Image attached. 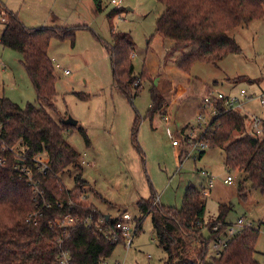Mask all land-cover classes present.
<instances>
[{"label":"trees","instance_id":"1","mask_svg":"<svg viewBox=\"0 0 264 264\" xmlns=\"http://www.w3.org/2000/svg\"><path fill=\"white\" fill-rule=\"evenodd\" d=\"M154 1L164 7L155 23V35L173 42L174 52L184 54L187 49L190 50L176 66L185 75L195 64L217 67L228 56L242 53L239 44L229 34L264 17V0ZM93 3L101 12L100 0H93ZM0 17L4 19L0 45L20 55L21 65L36 100L41 104L40 108L30 103L20 107L0 97V123L3 127L0 159L6 160V165L0 169V264H58L62 251L69 252L71 264H101L112 256L117 246L123 245L120 236L115 244L77 226L59 246L54 241L57 233L49 227L56 217L99 215L93 205L83 206L73 198V194L83 193L81 179H76L72 190H67L60 180L64 171L76 166L78 160V154L66 142L65 134L77 129L89 144L87 136L82 128L64 125L62 122L65 119L56 121L49 113L55 112L57 97L55 70L48 55L50 42L56 39L73 45L75 33L86 27L30 29L1 2ZM107 53L111 60L113 86L132 102L142 84L150 82L147 118L153 120L155 115L163 117L166 101L153 85L147 70L143 67L140 74H134L132 57L135 46L131 37L124 33H112ZM77 97L86 99L85 95ZM218 109L219 115L209 121L203 136L210 144L209 150L221 149L225 168L240 176L237 189L242 201L247 199L249 192L244 188L246 184L264 195V119L263 135L255 136L247 133L245 115L224 112L220 106ZM138 119L135 118L132 126L131 138L138 154L143 157L136 141ZM235 133L239 137L232 140ZM15 146V151L25 158L44 152L51 168V173L40 177V181L45 200L52 207L43 210L36 226L26 223L35 207L32 189L12 172L16 160L8 150ZM204 153L198 156L199 160ZM156 198L155 192L151 191L147 200L137 203L140 219L136 222L135 236L140 232L143 220L150 218L156 243L166 255L165 264H259L254 258L259 228L242 230L221 249L219 255L209 251L212 243L225 236L229 226L225 219L231 205H220L216 218L207 221L206 196H203L202 189L190 185L186 187L179 209L154 205ZM58 204L61 208L56 207ZM115 220L109 218L106 224L113 226ZM214 228L217 230L214 231Z\"/></svg>","mask_w":264,"mask_h":264},{"label":"rangeland","instance_id":"2","mask_svg":"<svg viewBox=\"0 0 264 264\" xmlns=\"http://www.w3.org/2000/svg\"><path fill=\"white\" fill-rule=\"evenodd\" d=\"M0 2L9 10L17 12L28 28L46 25L52 15L60 27H86L75 33L73 45L69 41L54 39L48 49L50 59L55 60L53 66L57 93L55 112L49 113L56 121L68 117L77 121V128L84 130L89 142L87 144L77 129H71L64 136L78 154L76 166L68 167L60 176L67 190L75 188L76 179L79 178L84 183L81 184L83 193L100 215L116 218L127 213L137 220L140 218L137 203L147 200L151 191L160 198V206L179 209L186 187L205 186V181L200 185L196 175L207 169L215 182L206 196L205 220L213 221L212 216L217 215L220 205H231L226 216L229 222L235 223L238 218H245L252 223L253 228H260L254 258L259 264H264V196L261 192L250 189L249 184H246L244 188L249 191L247 199H240L237 189L240 176L227 173L221 149L206 150L200 160L185 159L179 168L182 148L172 146L162 117L155 115L153 120L147 118L151 83L142 84L132 102L112 84L111 60L107 53L111 47V34H130L135 46V56L132 57L134 74H140L143 67L147 70L148 50L160 38L154 32L155 23L164 11L163 6L154 0H123L124 9L115 11L111 0H101L102 11L97 12L92 0ZM127 8L133 12L127 11ZM2 32L3 23L0 22V37ZM229 35L239 44L242 53L228 56L217 67L201 63L195 64L189 74L178 71L182 78L187 77L185 82L188 81L182 97L183 107L193 110L207 87L214 88L208 93L222 92L226 95L244 89L247 94L254 96L245 111L250 108L262 117L264 106L256 103V97L264 92V17L247 27H238ZM153 78L151 80L155 86L157 78ZM77 95H85L86 99H79ZM0 97L20 107L27 103L36 108L41 107L21 65L20 55L1 45ZM180 110L183 109L176 110V120ZM196 115L193 118V115L189 116L187 120L194 119L192 122L195 123ZM136 117L139 118L136 141L143 157L138 154L131 138ZM168 124L173 137L182 142L179 134L187 126L181 127L176 122L172 125L170 117ZM246 127L247 133L251 132V115L246 116ZM238 137L239 134L235 133L232 140ZM228 176L233 178V185L224 184ZM153 235L151 220L147 217L131 249L126 251L122 245L117 246L107 262L165 264L166 255Z\"/></svg>","mask_w":264,"mask_h":264},{"label":"built area","instance_id":"3","mask_svg":"<svg viewBox=\"0 0 264 264\" xmlns=\"http://www.w3.org/2000/svg\"><path fill=\"white\" fill-rule=\"evenodd\" d=\"M111 6L115 11H120L124 9L123 0H111ZM119 17V16H118ZM0 22L4 23V19L0 17ZM66 72L65 74H67ZM254 99V96L247 94L244 89L239 90L233 95H225L221 92L208 93L202 99L196 115V121L192 125H187L186 129L180 133V140L173 137L171 130H169V116L165 114L162 117L165 123V130L169 137L172 139V146L177 148H182V157L179 155L178 167L181 168V163L185 159H193L194 161L199 160L198 156L204 153L210 148V144L203 137L205 134L206 126L212 118L219 115L218 106L224 112H235L243 115L245 112V107L248 103ZM257 102L264 106V96H257ZM2 124L0 123V136L2 132ZM185 132V134H183ZM251 133L255 136L263 135L262 119L251 115ZM182 144V146H181ZM17 146L9 149L8 151L14 154L16 160L14 166L12 167V172L17 177L18 180L25 181L28 186L31 187L33 193V203L35 205L34 211L27 217L26 223L29 225L36 226L38 221L43 216V210L52 207V205L45 200L44 190L41 188L40 177H45L51 173V168L49 166L48 160L45 157L44 152H41L31 158H25L22 154L15 151ZM6 165V160L0 159V169ZM227 173L231 174V171L226 168ZM203 178H206V184L202 188L203 196H207L209 191L212 190L214 186L215 179L206 170H201L198 172ZM225 185H233V178L228 176L224 180ZM73 198L83 206H91L89 199L84 193H75ZM159 198L157 197L154 205H159ZM57 208H61V205H57ZM105 216L102 214L94 216L89 215L87 218H80L78 216L66 215L63 217H56L50 223L49 227L52 231H55L57 235L54 241L59 245H63L65 240L70 236L72 230L77 226H81L86 230H91L94 233L99 234L103 239L110 240L112 243L117 244L119 236L123 239V247L126 251L130 250L136 234V223L127 213H123L120 217L116 218L113 226H108L106 224ZM253 225L248 220L243 218H238L235 223L229 224L225 231V236H223L218 241L212 243L209 251L215 255H219L221 249L226 246V244L239 234L244 229H252ZM260 229V228H259ZM217 228H214L216 231ZM58 264H71L70 255L68 251H62L59 258ZM101 264H108L107 261Z\"/></svg>","mask_w":264,"mask_h":264},{"label":"crops","instance_id":"4","mask_svg":"<svg viewBox=\"0 0 264 264\" xmlns=\"http://www.w3.org/2000/svg\"><path fill=\"white\" fill-rule=\"evenodd\" d=\"M100 3H101V11H102V2H101V0H100ZM126 10L130 11V12H133L130 8H127ZM9 11H11V10H9ZM11 12H13V11H11ZM13 13L17 14V12H13ZM17 16H18V14H17ZM51 17L52 18L50 19V21L46 22V25L41 26L39 28H30V29L65 28V27H62V26L60 27V25H58V23L56 22V17L54 15H52ZM20 21L22 22L21 19H20ZM48 24H50V25H48ZM78 27H80V26H78ZM124 34H126V33H124ZM128 35L130 36V34H128ZM131 39H132V37H131ZM161 39H162L161 37L157 38V40H155V46L148 50V54L146 53L147 56L149 57V59L147 61V71H148L149 76L151 77V79H152V76L154 77L153 78L154 80H156L155 78H157V82H155V87L163 95V97H164V99L166 101V104H165V107H164L165 109H164L163 112H164V114H167L170 117V123H171V120H172V125H174L175 122H176V123H180L182 125L181 127H183V126L185 127V126H187L190 123H192V124L194 123V122H192V120H194V119L187 120L188 117L193 115L192 116V118H193L195 116V114L197 113V108L199 107L201 99L203 98V96L205 94H208V92H210V91H214V88L213 87H207L206 88L205 93L203 94L202 98L198 101V103L196 104L195 108H193V110H191L189 108H186V107H183V100H182L183 98L182 97H184V95H185V92H186V89H187V86H188V81H186L187 83L185 82V79L187 77L185 79L182 78L181 74L178 73L179 70L176 68V66H177V63L180 61V59H182L184 57V55L189 53L190 50L187 49L184 54L179 53V52H171V50L174 47L173 42H171L169 40H164V39L161 40ZM155 52H158V54L155 53ZM170 52H171V54H170ZM134 56H135V54H134ZM51 60H54V59H51ZM52 62L55 63V60L52 61ZM179 76H181V78ZM181 79L183 80V81H181L182 83L179 81ZM152 82H153V80H152ZM260 93L261 94L257 95V96H264V92H260ZM256 103H258V102H256ZM178 108H181L183 110L178 111V119L176 120L175 113H176V110ZM262 108H264V107H262ZM245 112L243 113V115H245V116L255 115V116H257V117H259L261 119H264V115H262V117L258 116L256 114V112L254 110L252 111L250 108H247V111H245ZM171 116H173V119H171ZM77 125H78V122H77ZM204 170H206L208 172L207 169H204ZM208 173L210 174V172H208ZM196 176H197L196 179H197V181L200 182V185L204 181L206 183V178L205 177L203 178L199 174L196 175ZM193 187H195L196 189H202L204 186L201 185L198 188L195 185H193ZM159 203H160V198H159ZM104 216H105L106 219L112 218L110 215H104ZM216 216H212L213 220L216 218ZM116 218H118V217H116ZM116 218H112V219H116ZM139 219L134 220L135 223ZM243 219H245V218H243ZM225 220H226V223H229V224L232 223V222H229L227 219H225ZM153 236H155V235H153ZM155 242H156V239H155Z\"/></svg>","mask_w":264,"mask_h":264},{"label":"water","instance_id":"5","mask_svg":"<svg viewBox=\"0 0 264 264\" xmlns=\"http://www.w3.org/2000/svg\"><path fill=\"white\" fill-rule=\"evenodd\" d=\"M64 125L70 126V127H76L77 121H74L72 118L68 117L66 120H63L62 122Z\"/></svg>","mask_w":264,"mask_h":264}]
</instances>
